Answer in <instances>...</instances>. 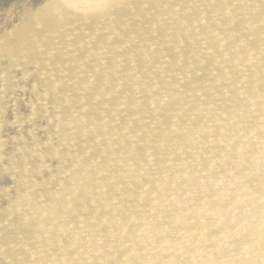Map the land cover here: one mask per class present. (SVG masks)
<instances>
[{"label":"bare ground","instance_id":"1","mask_svg":"<svg viewBox=\"0 0 264 264\" xmlns=\"http://www.w3.org/2000/svg\"><path fill=\"white\" fill-rule=\"evenodd\" d=\"M17 5L0 90L40 109L0 264H264V0Z\"/></svg>","mask_w":264,"mask_h":264},{"label":"rangeland","instance_id":"2","mask_svg":"<svg viewBox=\"0 0 264 264\" xmlns=\"http://www.w3.org/2000/svg\"><path fill=\"white\" fill-rule=\"evenodd\" d=\"M39 1L35 0V2ZM18 8L17 0H0V30H6L9 25H14L12 20H14ZM2 38L0 36V41ZM21 77L22 75L19 74L13 76L17 83L13 82L12 79L11 95L4 97L0 90L4 106L0 110V161L7 160L9 157L10 160H14L13 166H19L23 161V154H26L24 151L29 150L31 145L34 144L32 138L36 134L27 132V130H19L17 126L11 125L15 122L18 124L26 122V116L33 115V112L30 113L29 107L32 108V111L40 109L39 99L29 92L28 82L22 80ZM12 99L13 101H11ZM6 169V166H4V169H0V178L3 180L8 178L5 172Z\"/></svg>","mask_w":264,"mask_h":264}]
</instances>
